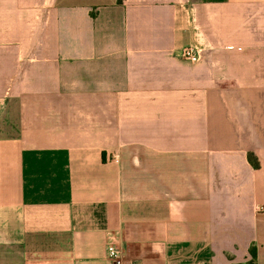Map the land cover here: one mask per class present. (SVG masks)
<instances>
[{"label": "crops", "instance_id": "1", "mask_svg": "<svg viewBox=\"0 0 264 264\" xmlns=\"http://www.w3.org/2000/svg\"><path fill=\"white\" fill-rule=\"evenodd\" d=\"M111 244L264 264V0H0V264Z\"/></svg>", "mask_w": 264, "mask_h": 264}, {"label": "built area", "instance_id": "2", "mask_svg": "<svg viewBox=\"0 0 264 264\" xmlns=\"http://www.w3.org/2000/svg\"><path fill=\"white\" fill-rule=\"evenodd\" d=\"M180 57L184 61L197 63L201 61V52L193 46H186L181 50ZM107 258L111 264H127L121 250L112 244L107 247Z\"/></svg>", "mask_w": 264, "mask_h": 264}, {"label": "trees", "instance_id": "3", "mask_svg": "<svg viewBox=\"0 0 264 264\" xmlns=\"http://www.w3.org/2000/svg\"><path fill=\"white\" fill-rule=\"evenodd\" d=\"M124 0H118V3H123ZM249 160L253 162L254 167H259V164L253 159L252 154L249 155ZM250 259L243 264H257L258 252L255 246H251L249 249Z\"/></svg>", "mask_w": 264, "mask_h": 264}]
</instances>
